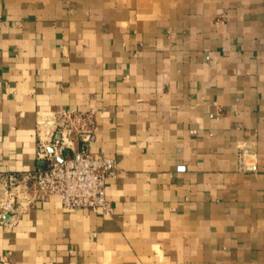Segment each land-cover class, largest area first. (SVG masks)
<instances>
[{"label": "crops", "instance_id": "obj_1", "mask_svg": "<svg viewBox=\"0 0 264 264\" xmlns=\"http://www.w3.org/2000/svg\"><path fill=\"white\" fill-rule=\"evenodd\" d=\"M72 108L114 213L0 211V264H264V0H0V169Z\"/></svg>", "mask_w": 264, "mask_h": 264}, {"label": "built area", "instance_id": "obj_2", "mask_svg": "<svg viewBox=\"0 0 264 264\" xmlns=\"http://www.w3.org/2000/svg\"><path fill=\"white\" fill-rule=\"evenodd\" d=\"M40 125L37 169L28 173L0 169L1 215L15 217L24 206L57 197L67 209L111 216L114 207L107 198V182L118 177L120 168L114 158L92 150L98 139L96 115L66 109L55 122ZM248 156L245 150L239 154L244 170L252 168Z\"/></svg>", "mask_w": 264, "mask_h": 264}]
</instances>
